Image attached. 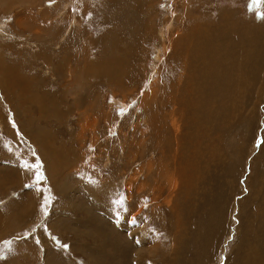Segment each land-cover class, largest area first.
<instances>
[{
	"label": "rangeland",
	"instance_id": "1",
	"mask_svg": "<svg viewBox=\"0 0 264 264\" xmlns=\"http://www.w3.org/2000/svg\"><path fill=\"white\" fill-rule=\"evenodd\" d=\"M157 7L160 24L148 35L149 25L157 24L147 17ZM30 18L45 21L32 29ZM60 20L66 28L50 35L47 29L63 25ZM234 23L249 24L264 39V0H0V264H199L195 256L207 247L198 246L206 236L200 216L221 205L220 242L200 264H229L239 226L251 222L242 202L264 187V79L244 106L237 89L245 88L231 89L226 112L236 111V121L223 113L217 121L229 120L224 130L209 122L207 105L198 114L190 110L183 122L180 113L170 117L188 89H179L176 106L175 89L168 88L174 75L157 67L173 33L179 39L199 25L230 31ZM86 38L91 47L84 50ZM130 45L138 57L119 65L122 72L106 78L93 63L84 71V51L101 65L105 58L122 59L124 49L132 53ZM60 64L64 71L57 74ZM152 76L163 84L142 101ZM163 99L167 104L159 107ZM180 129L187 139L176 135ZM181 139L189 149L183 159ZM196 152L199 159L190 160L201 171L193 173L185 164ZM234 159L240 164L231 177L224 168ZM175 245L182 250L178 256Z\"/></svg>",
	"mask_w": 264,
	"mask_h": 264
},
{
	"label": "bare ground",
	"instance_id": "2",
	"mask_svg": "<svg viewBox=\"0 0 264 264\" xmlns=\"http://www.w3.org/2000/svg\"><path fill=\"white\" fill-rule=\"evenodd\" d=\"M83 3H84V1H83ZM170 3H171V1H170ZM65 5L67 6V4H65ZM84 9H87V7L85 6ZM166 9L168 10L169 6H167ZM159 10H160V8L157 7L156 13L154 14L151 11V13L149 14V17H147L148 20L149 19L150 20L152 19L151 21L155 20V22L157 24V26H154L152 24H150V25L148 24L150 26L149 27L150 29L147 30L148 31V35H152L153 31L157 30L158 25L160 24V20L155 19L156 15L159 16V14H158ZM70 11H71L70 8H69V10L67 9L66 12L64 11L65 16H64L63 19L68 18L67 12L69 13ZM46 12H48V11H46ZM78 15H80V14H78ZM226 15H228V13L224 14L223 17L226 18L227 20H230V18L227 17ZM75 17H76V15H75ZM50 19H51V16L49 14L46 15L45 20H50ZM45 20L44 19L42 20L40 18L36 19V20H34V19L32 20L30 18V21L33 24L32 25V29H34L33 27H37L38 28L39 27L38 24L41 25L42 21H45ZM56 21H59V19H57ZM54 22L55 21H53V23ZM60 22L61 23L63 22V25H60V27H58V28L55 27L56 29L54 31L49 29V28L47 29L48 32H52L50 35H52L54 32H57V31H63L66 28V26H67L66 22L64 20H60ZM72 22L75 23L76 19L72 18ZM195 23H197V21ZM167 24H170V23L168 22ZM248 26H249V24H245V26H242L241 23H236V24L234 23L232 30L227 31V29L225 28L226 26H223L220 29V31L216 32V31L207 29L206 26L199 25V26L196 27V29L194 31H191V30L186 31V30H184L183 36L181 38H179V39H175L174 38V33H173V35L169 36V40H168L169 44H168V48H167V53L165 54L164 60L162 59L164 64L161 63V65L159 67H157V68H158V70H161V68L164 67V69L166 71H169L170 73H172L174 75L175 84L174 83L170 84L169 87H168L169 89H175V92H176L174 94V96L172 97V99H171L172 102L175 103V99L177 97V94L179 93V89H188L187 92H186V95H185V103L186 104L183 103L181 105V107H177V108H174L176 103H175V105H172L174 109L172 108L173 111L170 114V117H173V116H175V115L180 113V119H181L180 121L183 122V120L187 118V115L190 112V110H192L195 114H198V111L201 108V105H207V106H211L210 107V112H209V115H208L209 122L212 123V126H214V127L215 126L221 127L225 123V120L229 121L226 118H225V120L222 119L224 123H222V121H221L222 125L219 126V123H218L219 121H217V120H219L220 118H222L224 116L223 113H227L228 112L226 110V105H227L226 103H227L228 97L231 94V91H232L231 89H234V91H235V88L237 86H239L238 84H240L242 87L245 88V92L242 91L243 88H242V90L240 89L241 87L240 88L238 87V89H237V90L242 92L241 97H240L242 99V101H243V105L242 106H244L245 102L253 100V94H252L253 93V89H255L258 86L261 87L262 83H263V79H264V39L260 35L259 31L252 32L253 29L248 27ZM50 27L52 28L51 25H50ZM162 27H164V25ZM168 27L169 26L167 25L166 29ZM37 28H35V32H38L36 30ZM144 31H145V29H144ZM83 34H84V32H83ZM165 34L166 33L164 32V30L161 29L160 30V36L165 35ZM47 35H48V33H47ZM50 35H48V36H50ZM38 36L39 35H37L36 37H38ZM48 36H47V38H48ZM27 37H28V35H27ZM80 37H82V31L80 33ZM32 38H34V37H32ZM53 40H55V38H53ZM82 41L83 42L81 43V45H83V49L84 50H87L89 47H91V40L89 38H86L85 40L83 39ZM32 42H34V41H32ZM143 42H144V39H142V42L140 41V43H143ZM46 45H47V43H46ZM43 47H46V46H42V48ZM49 47H48V49H49ZM116 47L117 46L115 45V48ZM129 47L131 49V45ZM46 49L47 48H45L44 50H46ZM116 50H117V48H116ZM46 52H47V50L45 51V53ZM122 52L124 53V57H122V59H116V58L109 59L108 58L109 60H107L105 58V61H100L101 65H98L99 64L98 63L99 62L98 59H96L94 57L91 58V56L90 57L87 56L88 58H90L89 61H88V58H86V55L88 53L86 54V51H84L85 54L82 55V59H81V61L84 62V71L85 70L87 71L88 67H89V64L93 63L94 66H100V67H98V69H94L95 71H98L99 68L101 70H103V69L105 70V75L107 76L106 78H109L110 76H112L116 71L117 72H122V71H120L121 68H119V65H123V66L126 65L127 66L128 63L132 65L135 62L134 60H136L135 58L138 57V51L135 50L133 52V50H132V53H131V51H128V50L124 49ZM165 52H166V49H165ZM34 53H35V51H34ZM35 54H37V52ZM48 56L49 55H46V56L44 55L42 57V60L47 65L49 63V60L51 59L50 56L49 57ZM110 65H112V67L114 68V71H110V69L107 70V68ZM57 68H58V70L54 69V72L57 73V74H59V73L62 74L63 71H64L62 69V64L57 65ZM158 70H157V73H158ZM92 73H93V71H92ZM133 74L134 73L131 72V70H130V74L128 76H130V78L132 79ZM158 76L159 77L161 76L160 71L158 73ZM237 77H239L240 79H237ZM152 78H153L152 82L149 83V85L144 89L145 91H143L142 94H141L142 95L141 96L142 97V99H141L142 101H145V98L147 96H150V95L156 93V90H157L156 87H159V85L162 83L160 78H158V77L156 78L155 76H152ZM60 79H62V78H60ZM93 79H95V78H93ZM169 79H171V78L168 77L166 80H169ZM108 80L109 79H106V81H108ZM146 89H148V91H146ZM246 90H247V92H246ZM244 98H245V100H244ZM157 104L159 105V107H161V104L166 105L167 103H165V100L163 99L162 102L157 103ZM163 106H162V108H163ZM154 108H157V107H154ZM218 108H220V110H218ZM151 109H153V108H151ZM228 110H230V109H228ZM236 110L239 111V109H236ZM230 113H232V112L230 111ZM230 113L229 114L227 113L228 114L227 117H229L231 119V121L232 120L236 121L235 114L233 113V116H232ZM216 115L218 116V118L216 117ZM221 115H223V116L221 117ZM212 119H214V121ZM225 124H224V126H226ZM227 124H229V123H227ZM172 125H174V124H172ZM172 125H170V126H172ZM175 127L177 128V126H175ZM221 128H223L225 130V127H221ZM196 129L198 130L199 128H196ZM214 130H215V128H214ZM212 131H213V128H212ZM197 134H199V133H197ZM161 135L162 134H160V136ZM176 135L177 136L178 135L179 136L182 135L183 137H186V139H187L186 134L182 133L181 129L178 131V133ZM200 135H201V133H200ZM202 135H203V133H202ZM202 135L201 136L197 135L198 137H195V139L199 138V137L200 138L203 137ZM177 136H176V138H177ZM263 138H264V135H263ZM177 141H179L178 144L180 145V147H178V148H181V150H179V152L181 151L180 152L181 154L179 155V157H181L183 159L185 156H187V151H189V149H187V142H185V141L183 142L182 139H181V142H180V140H177ZM263 146H264V141H263V144H262L261 147H263ZM178 148H177V150H178ZM243 150L244 149H243L242 146L238 147V154H239L238 158L239 159H237V160H239V161L241 160L240 158L242 157ZM179 152H178V154H179ZM200 154H201L200 152H196V155H192L191 154L190 157L188 158L189 160L185 164L186 167L189 170L192 169L193 173H195L196 168H198V167H199V170H200V163L198 164V162L190 160V158L198 157V159H199V155ZM235 159L232 160V162L235 161ZM175 163L177 164V162H175ZM235 163H236V161H235ZM238 164H240V162ZM238 164H234V162H233V164H231V165L229 164L228 167H225L224 170H225L226 174H228L231 177H234V176L236 177L237 171L235 169L237 168ZM263 165H264V161H263ZM151 171H152V169H151ZM169 171H171V169ZM165 172H166V170H165ZM165 172L162 175H165ZM184 176H186L185 172L183 173V177ZM171 178H173V176H171ZM180 179L183 182L182 177ZM189 179L187 178L188 181H189ZM168 180H166V181H168ZM187 180H185L184 182H186ZM250 185L251 184L249 183L248 186H250ZM182 187H184V186H182ZM194 188H197V187H194ZM194 188H192V190ZM186 189H188V188H186ZM189 189H190V186H189ZM171 191H172V189H171ZM227 192H228V190H227ZM170 195H172V194H170ZM222 199H224V198L222 197ZM195 200H197V198ZM195 200L193 202L194 204H195ZM169 201L170 200H168V202ZM226 201H227V199H226ZM140 204H142V203H140ZM215 205H216V203H215ZM194 206H196V205H194ZM211 206L214 207L213 205H211ZM242 206L245 207L248 210L247 211V216H249V218L251 219V222L250 223H244L241 226H239V228L237 230L238 236H239V242H238L236 254H235V256L232 259H227L226 263H229V264H264V187L261 189V192L258 193L256 196H255V193H253L251 198L245 199L242 202ZM250 206H252V207H250ZM176 207H178V206H176ZM220 207H219V209L217 207V210H213V211H211L212 210L211 209L210 212H208L207 214L204 213V215L200 216L201 218H203V220L205 222V223L201 222L202 223L201 227L204 229V226H205L204 230L206 231V236H205V241L202 244L200 243L199 238H198V244H199L198 246H200V247L207 246V247L205 249L200 248L198 250V254L195 256L197 258V263H199V264H200V261H201L200 259H202V258L208 259V255H207L206 251H209L211 249L210 248L211 246H214V245H216V244H218L220 242V236L223 233V230L221 228V224H222L221 222H222V219H223V216H224V214H223L224 209L222 207L221 208ZM209 208H208V211H209ZM183 210H185V209H183ZM198 210H199V208H198ZM204 212H206V211H204ZM189 215H191V214H189ZM134 225H136V224L134 223ZM130 226H133V225H130ZM253 226H256V227L254 229H252L251 227H253ZM195 236H197V235H194L193 239L196 238ZM143 237H144V234L140 236V240H141L140 246H141L142 243L145 242V240H144L145 238L143 239ZM189 242H192V241H189ZM208 243H209V245H208ZM258 243H260V245H258ZM187 245H186V247H187ZM140 246H139V248H140ZM142 247H143V245H142ZM154 247H155V245H154ZM215 247H213V248L216 249ZM259 247H261L262 252L259 250ZM173 248H174L176 256H178L180 254V253H178L179 251H182L181 248L178 249L179 247H177L176 245ZM184 249H185V247H184ZM171 259L173 260V259H175V257L171 256ZM192 260H194V259L189 260V262H187L186 264H191ZM183 264H185V263H183Z\"/></svg>",
	"mask_w": 264,
	"mask_h": 264
}]
</instances>
